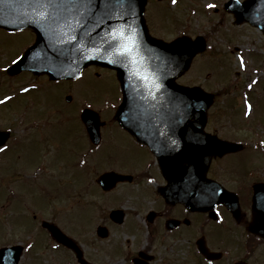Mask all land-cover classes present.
Wrapping results in <instances>:
<instances>
[{
  "label": "flooded vegetation",
  "instance_id": "obj_1",
  "mask_svg": "<svg viewBox=\"0 0 264 264\" xmlns=\"http://www.w3.org/2000/svg\"><path fill=\"white\" fill-rule=\"evenodd\" d=\"M182 1L172 4L171 0H135V16L124 13L119 25L134 24L140 46L153 37L172 41L177 36L203 35L207 47L197 53L196 59L210 54L215 46L206 31L187 33L192 16L199 20L206 15L214 25L216 21L225 25L227 20H234L233 26L249 24H236L234 13L225 4H214L212 0L201 6L209 3L214 8L171 9ZM166 7L170 10L164 11ZM0 35V46H7L5 52L12 56L10 64L0 63V69L8 68L17 56H24L36 41V32L30 28L12 31L2 27ZM39 50L41 55L45 52L41 46ZM217 51L218 48L211 55ZM86 72L91 73L93 82L85 92L79 79L55 80L46 72L29 68L0 71V99L5 95L13 97L0 105V146L7 145L0 152V264H84L72 248L52 236L50 226L54 225L80 244L85 260L91 264H264V146L260 145L264 134L259 136V128L264 132V123L259 116L258 121L256 117H242L246 120L243 124L250 122L248 125L255 127L257 138H226L243 145L237 151L211 158L207 177L231 193L218 191V203L212 209L191 211L182 201L167 199L164 192L169 183L158 155L117 122L122 89L116 71L91 64ZM187 73L176 80L184 85H201L213 94L214 103L204 128L221 138V131L212 125L211 110L219 89L223 88L222 94L227 96L232 90L224 84L215 89L194 79L187 81ZM236 81L231 86L244 90ZM111 84L119 89L112 100L107 99V93L104 100H96L94 88L111 92ZM23 88L29 91H21ZM88 106L96 109L104 122L99 145L91 144L81 117ZM70 118L77 127L70 126ZM115 130L149 155L124 160L126 163L118 159L86 161L89 148H100L112 141ZM145 131L153 134L158 130ZM72 144L80 147L75 162L73 156L65 158ZM250 150L261 152L262 157L251 160ZM107 172L122 176L112 188L105 189L98 179ZM256 186L261 193L254 200ZM117 209L124 213L122 223L113 217ZM134 216H141L143 224H137ZM89 223L95 233L91 245H86L79 232ZM99 226L109 229L108 237L98 235ZM118 229H124L125 234L115 235ZM28 243L33 245L30 250Z\"/></svg>",
  "mask_w": 264,
  "mask_h": 264
},
{
  "label": "water",
  "instance_id": "obj_2",
  "mask_svg": "<svg viewBox=\"0 0 264 264\" xmlns=\"http://www.w3.org/2000/svg\"><path fill=\"white\" fill-rule=\"evenodd\" d=\"M134 1L132 0V3ZM28 3L29 0H13L14 6L11 7L0 4V27L9 30L29 27L37 32L34 47L28 50L24 59L14 64L10 71L27 67L34 71L48 72L52 78L58 79L78 77L82 69L91 63L115 68L123 89V103L116 117L123 127L136 134L140 142L149 144L158 155L169 183L164 192L167 199L174 197L191 209L203 210L218 202L217 191L230 193L217 181L207 178V169L213 155L222 156L238 150L242 145L206 133L204 127L208 121L207 111L214 96L199 86H183L175 81L176 77L190 68L196 53L204 51L206 43L203 37L198 36L192 40L184 36L171 43L153 38L148 44L140 46L138 64L134 71L154 77V82L160 85V88L156 89L153 82L129 80L127 69L109 63L106 58L117 43L109 35L110 30L121 26L115 15L105 18V22L100 25H97L93 18L88 20L84 27L69 21L67 27L63 23L50 22L41 28L31 22L33 13ZM226 6L235 13L237 22L249 21L264 31V0H246L242 5L237 3V0H231ZM134 10L136 11V8ZM116 14L119 15V9H116ZM5 20L9 22L2 23ZM72 36L76 39H70ZM40 46L46 53L41 55ZM142 57L144 63L140 64ZM84 112L83 119L92 141L98 143V115L92 109H85ZM131 116L135 122L131 120ZM146 129L158 131L150 134L146 133ZM120 176L122 175L105 173L99 181L105 188H111V183L113 186ZM209 189L215 190L216 195L209 197L206 194ZM255 190L254 200L259 198L261 193L257 186ZM171 191L177 194V197L171 194ZM113 217L119 221L124 219L120 210L115 211ZM98 229L100 235L108 236V229ZM53 234L57 235V231L54 230ZM70 245L80 255L83 254L73 242Z\"/></svg>",
  "mask_w": 264,
  "mask_h": 264
},
{
  "label": "rangeland",
  "instance_id": "obj_3",
  "mask_svg": "<svg viewBox=\"0 0 264 264\" xmlns=\"http://www.w3.org/2000/svg\"><path fill=\"white\" fill-rule=\"evenodd\" d=\"M206 1L207 0H204L203 2L200 0H184L177 4V6H172L171 9L185 11L183 9H193L200 6L201 8L198 10H204L210 5L209 3H206L207 5L202 8L201 5ZM226 1L228 0H212L214 4H225ZM169 8L170 7H166L164 11H169ZM161 9L163 8L161 7L160 10ZM232 22H234V20H227L225 25H218V21H216V24L214 25L212 21H208L206 15L199 18V20L194 19L193 16L191 17L190 25L186 28L187 33L195 35L197 33H205V31L208 32L211 37L210 41L214 44L215 48L210 51V54L197 57L193 61L191 64V71L189 70L187 73L189 78H186V80L192 81V79H194L195 82L211 85L213 86L211 88L215 89L221 88L223 84L226 87H229L232 91L228 96L222 94L224 92L223 88L219 89V97L211 110V117L213 118L212 125L221 131L220 134L222 137L237 140H251L252 138H257L258 133L255 132V127L248 125L250 122L243 124V122L247 120L246 118L252 119V117H256L258 121L259 116V120L264 123V32L251 24L233 26ZM176 32L177 30H175V33ZM0 37H2V35H0ZM217 48L218 53L215 52L214 54L216 55H211ZM5 50L8 51L7 46H0L1 66L11 63L10 60L12 59V56L11 54L8 55ZM239 55L245 57L247 65L245 69H240L238 66ZM237 72H239V74ZM91 78V73L89 72H85L79 78V83L83 91H85L88 85L90 87L93 82L91 81ZM252 79H258V83L255 84L252 89H248L246 86ZM186 80L184 79L185 82ZM236 80L241 82L244 90H239V88L231 86V83ZM237 83L238 81L235 82V84ZM110 90L111 92H107L106 90L98 92V90L94 88V91H96L94 97L97 98L96 100L98 101L101 99L104 100L107 93V99L112 100V95H115L119 89L111 84ZM245 93H247V99H249L254 105V113L251 117H247L243 114L245 110ZM232 104L234 105L233 108ZM229 105H231V107ZM69 111L72 112L73 108L70 107ZM242 117H246V120L242 119ZM69 124L71 127H77V123H75L72 118H70ZM259 134H261L259 135L260 137H263L264 132L261 131L260 128ZM83 146L86 148L87 144L83 143ZM79 149L80 147H76L72 144V149L65 155V158L71 159L73 156V162H75ZM64 153L65 152H63V154ZM147 155H149L148 152L143 148H139L137 144H134L129 139L126 140V137L123 136V134L115 130L112 141L104 143L100 148H97L94 153L88 154L86 161L118 159L122 163H126V160H132L133 157ZM258 156L262 157L261 152L259 153L257 150L255 152L252 150L249 151V157L251 160ZM95 219L98 220V217L96 216ZM134 219L137 224H143L141 216H134ZM93 228L92 224L89 223L88 228L80 230L79 232L81 240L85 242L86 245H91L92 243L91 237L93 236V233H95ZM141 231L142 229L140 232ZM135 232L138 233L139 231ZM121 234H125L124 229L115 230V235L119 236Z\"/></svg>",
  "mask_w": 264,
  "mask_h": 264
},
{
  "label": "snow or ice",
  "instance_id": "obj_4",
  "mask_svg": "<svg viewBox=\"0 0 264 264\" xmlns=\"http://www.w3.org/2000/svg\"><path fill=\"white\" fill-rule=\"evenodd\" d=\"M172 4H176L177 0H171ZM237 3L243 4V0H237ZM0 4H7L10 7L13 5V0H0ZM127 4V8L125 5ZM28 7L32 10L31 22L37 24L41 28L51 23H63L66 27L69 26V21H72L75 25L84 27V24L88 20L95 18L97 25L103 24L105 18H111L114 15L117 19H123L124 13L128 12L132 17L135 16V10L132 7V0H29ZM210 8H214L215 5H208ZM116 9H119V15L116 14ZM82 21L84 22L82 24ZM5 20L2 23H8ZM109 35L114 41L116 46L111 49L108 57L109 63L117 65L121 68L127 69L129 80H139L147 82L153 80V87L160 88L158 83L154 82V77L151 75H143L140 71H134L135 66L138 64V57L140 55L139 48V32L134 24L121 25L119 28L111 29ZM70 39L75 40L76 37L72 36ZM24 59L17 56L12 60V64H16ZM238 66L240 69L247 67L245 57L243 55L238 56ZM2 72H7L8 68L0 69ZM81 76L83 73L80 74ZM258 83V79H252L247 84L248 89H252L255 84ZM35 87V85H33ZM23 92H28V88L21 89ZM151 95V92H150ZM13 99L10 95H5L3 99H0V105H3ZM244 115L251 117L254 113L253 103L247 99V93L244 94ZM90 107V106H88ZM87 119V117H85ZM167 135V133H164ZM175 143V141H171ZM260 145L264 146V140L260 141ZM7 149V145L0 146V152H4ZM222 191V190H221ZM209 197L215 196V190H207L206 193ZM220 219H223L220 217ZM53 247H59L53 245ZM31 243L27 244V249H32ZM15 264V261L13 262Z\"/></svg>",
  "mask_w": 264,
  "mask_h": 264
}]
</instances>
